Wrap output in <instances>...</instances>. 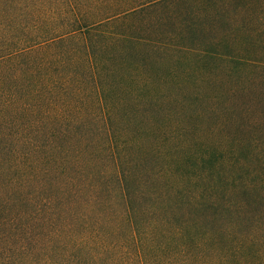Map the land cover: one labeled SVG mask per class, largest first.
<instances>
[{
	"label": "trees",
	"instance_id": "16d2710c",
	"mask_svg": "<svg viewBox=\"0 0 264 264\" xmlns=\"http://www.w3.org/2000/svg\"><path fill=\"white\" fill-rule=\"evenodd\" d=\"M0 264H264V0H0Z\"/></svg>",
	"mask_w": 264,
	"mask_h": 264
}]
</instances>
